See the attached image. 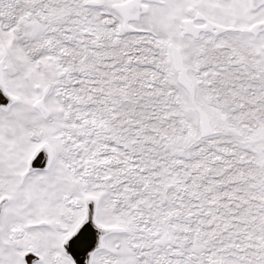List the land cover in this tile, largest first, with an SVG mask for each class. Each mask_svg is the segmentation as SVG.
<instances>
[{
	"label": "snow or ice",
	"instance_id": "obj_1",
	"mask_svg": "<svg viewBox=\"0 0 264 264\" xmlns=\"http://www.w3.org/2000/svg\"><path fill=\"white\" fill-rule=\"evenodd\" d=\"M0 264H264V0H0Z\"/></svg>",
	"mask_w": 264,
	"mask_h": 264
}]
</instances>
